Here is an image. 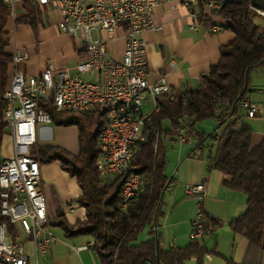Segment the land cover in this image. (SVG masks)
Here are the masks:
<instances>
[{
    "label": "trees",
    "instance_id": "1",
    "mask_svg": "<svg viewBox=\"0 0 264 264\" xmlns=\"http://www.w3.org/2000/svg\"><path fill=\"white\" fill-rule=\"evenodd\" d=\"M19 8L23 11L16 23L30 24L37 34L39 26L45 23L40 10L28 1ZM256 8L264 9V0H229L217 10L222 30L234 32L235 39L221 46L219 61L201 76L197 88L176 91L174 99L160 98V111L146 124L150 136L137 142L131 163L132 169L143 175L144 184L139 195L125 208L121 195L124 178H106L99 171L101 149L98 140L107 121L105 109L97 106L88 112L59 111L51 96L41 102L56 124L79 127L77 154L59 145H40L35 157L40 164L59 161L64 171L77 178L82 193L76 201L86 208V217L75 226L65 220L58 224L68 234L91 236L92 247L101 264H183L192 258H197L201 264L204 256L210 253L199 240H192L184 247L161 250L160 232L155 227L164 189L174 180L166 174L167 146L162 134L177 139L182 129L178 118L184 115L187 136L197 141L193 152L208 147L210 166L229 176L226 181L229 188L247 196V208L230 221L231 229L247 238L251 246L264 251V137L254 144L253 128L241 123L245 114L241 103L253 90L250 73L264 66V17ZM9 16L10 8L0 0V141L7 129L4 93L13 56L7 49ZM212 23L208 20L207 26L211 27ZM84 56L85 51L81 58ZM165 118L170 119L172 126L163 132L160 124ZM206 119L218 121L211 133L196 128L197 122ZM156 128L160 130L157 147ZM209 140L211 143L207 145ZM1 163L0 160V167ZM6 220L0 213V224ZM204 223L212 231L221 224L205 215ZM146 229L150 230V237L140 241L139 236ZM12 230L17 233V227L12 226ZM228 264L235 263L230 260Z\"/></svg>",
    "mask_w": 264,
    "mask_h": 264
},
{
    "label": "built area",
    "instance_id": "2",
    "mask_svg": "<svg viewBox=\"0 0 264 264\" xmlns=\"http://www.w3.org/2000/svg\"><path fill=\"white\" fill-rule=\"evenodd\" d=\"M27 1L37 6L43 19L57 23L61 31L81 40L85 56L74 69L56 68L52 59H47V67L40 74L27 75L21 65L30 58L28 49L16 47L12 51L4 119L12 133L13 152L1 163L4 183L0 213L7 220L0 224V264H31L22 233L33 246L35 264L57 240L42 188L41 164L32 152L38 125L53 122L41 106L42 101L51 96L59 111L88 112L97 106L105 109L107 121L98 140L99 171L124 178L121 195L125 208L141 191V173L133 170L131 163L136 144L142 140L143 121L152 119L161 107L160 98L176 96L164 76L157 82L150 79L144 34L162 30L155 15L159 0H9L11 17H16L20 5ZM168 1H181L191 9L195 20L192 28L211 20L214 32L222 30L215 21L217 10L229 0ZM199 6L205 12L194 11ZM256 11L264 17V9ZM118 29L124 31L125 40L121 59L109 54L101 37ZM83 73H95L97 78L85 79ZM147 101L151 109L145 112ZM241 108L248 117H255L261 110L248 98L242 101ZM178 122L182 125L180 141H188L186 118H178ZM159 137L160 130L156 128L157 144ZM187 190L197 198L192 240L203 241L212 232L204 223L206 184L190 185ZM12 226L17 227V233Z\"/></svg>",
    "mask_w": 264,
    "mask_h": 264
},
{
    "label": "crops",
    "instance_id": "3",
    "mask_svg": "<svg viewBox=\"0 0 264 264\" xmlns=\"http://www.w3.org/2000/svg\"><path fill=\"white\" fill-rule=\"evenodd\" d=\"M23 10H17L16 17H8L6 25V38L9 40L7 49L13 51L16 47L26 48L29 51V60L21 65L27 75L40 74L46 67V60L52 59L56 68L74 69L81 58L82 48H75L72 44L64 45L62 41L72 39L67 33H62L60 27L44 19V26H39L35 34L32 26L27 23L17 24L16 19ZM196 12H205L203 6L195 7ZM156 22L162 26L161 31H147L144 34L147 45L150 79L153 82L164 76L173 92L187 91L197 88L200 78L220 59V48L235 39L234 32L220 30L214 32L212 27L205 23H195L191 16V9L181 1L159 0L155 9ZM221 25L222 21L215 19ZM213 22V21H212ZM22 25L26 28H22ZM19 31V33H18ZM32 32L34 35H32ZM124 31L118 29L113 33H103L101 37L106 41L107 51L116 59L123 57L125 40ZM96 36V35H95ZM68 48L67 58L59 56V50ZM71 49V50H70ZM69 57H75L70 62ZM85 79H95V73H83ZM252 87V84H251ZM264 94L263 89H258ZM253 91V90H252ZM247 98L252 101L251 93ZM253 102V101H252ZM261 106V105H260ZM151 109V103H145V112ZM263 115V109L257 116ZM249 117V118H255ZM217 125L218 121L215 120ZM245 122L242 118L241 123ZM169 123V124H165ZM246 123V122H245ZM171 121L165 118L160 127L164 132L171 128ZM162 132V133H163ZM79 127L77 125H61L52 122L37 127L36 143L32 152L37 155L40 145H59L70 152L77 154L80 149ZM172 145L180 144L178 148L176 171L166 174L174 178L173 182L164 189V198L160 212L155 219V227L160 232V249L170 250L187 246L192 242L193 219L196 215V196L188 193V186L201 182L206 184L203 201L204 215L220 221V226L203 239V244L211 250L206 254L201 264H264V251L250 245L247 238L236 234L230 227V221L247 208V196L244 192L231 189L226 181L229 176L210 166L208 154L187 148L186 143L191 140L180 141L164 136ZM264 133L257 134L253 143L258 144ZM165 141V140H164ZM12 133L6 129L0 144V160L10 157L13 152ZM166 144V142H165ZM42 188L44 190L48 215L57 240L46 253L39 257V264H101L97 252L92 247L93 239L86 234H68L58 224L65 220L71 226L86 217V208L81 206L76 199L81 195L82 189L77 178L72 177L63 170L59 161L41 163ZM112 178L114 175H103ZM62 215V216H61ZM150 237V230L146 229ZM147 238V237H145ZM22 239L30 254L31 264H35L36 257L31 242L22 233ZM183 264H200L197 258H192Z\"/></svg>",
    "mask_w": 264,
    "mask_h": 264
},
{
    "label": "rangeland",
    "instance_id": "4",
    "mask_svg": "<svg viewBox=\"0 0 264 264\" xmlns=\"http://www.w3.org/2000/svg\"><path fill=\"white\" fill-rule=\"evenodd\" d=\"M260 22H262V20H259ZM56 24L57 23H53ZM25 28L24 25H22L23 29ZM26 29V28H25ZM19 33V31H18ZM62 33H64L62 31ZM32 35L33 32H32ZM64 43V45H68V44H72L75 48H82L83 46V42L81 40H76L74 38H70L68 40L62 41ZM71 50V49H70ZM59 56H61L62 58H67V56L69 55V50L68 48H65V46H62V48L59 50ZM68 59H70V62H74L75 61V57H69ZM250 84H252V88L253 91L251 93V98L252 101L261 105V108L263 109V115L262 116H257L255 118H249L248 116H246V114H243V119L245 120V122L247 124H249L253 130H254V136L257 134H262L264 133V94H261L259 92L258 89H263L264 90V66H259L257 68H254L251 73H250ZM165 124H169V123H165ZM217 126V123L215 121V119H206V120H202L197 122L196 128L198 130L204 131L206 133H211ZM166 142V146H167V154H166V170L167 172L169 171V173L173 170V172L176 171L177 165L178 163H176L177 161V154H178V148L181 146L180 144L177 145H172V142L169 139H164ZM191 143H186L185 146L188 148H193L194 145H196L197 141L196 139L192 138L190 139ZM2 141V140H1ZM0 141V144H1ZM210 140L207 142V145H210ZM12 146H13V142H12ZM197 151H202V150H196ZM205 152V154L207 155L209 152L208 147L205 148V150H203ZM171 175V173H170ZM149 236V234L147 233V230L143 231L140 236H139V240H144L147 239ZM147 237V238H145Z\"/></svg>",
    "mask_w": 264,
    "mask_h": 264
},
{
    "label": "bare ground",
    "instance_id": "5",
    "mask_svg": "<svg viewBox=\"0 0 264 264\" xmlns=\"http://www.w3.org/2000/svg\"><path fill=\"white\" fill-rule=\"evenodd\" d=\"M5 2H6V4L8 5V7L10 8V16H12V8H11V6H9V0H4ZM6 99V98H5ZM160 109H161V107H159V109L156 111V112H158V111H160ZM179 118H186V116L184 115V116H181V117H179ZM151 119H144V121H143V126H142V140L141 141H143V140H145V139H147L148 138V136H150L149 135V133L151 132L149 129H147V122H149ZM153 131H155V130H153ZM152 131V132H153ZM154 133V132H153ZM152 133V134H153ZM155 146L157 147V139H156V132H155ZM102 137V132H101V134H100V137H99V139ZM153 138V137H152ZM154 140V139H153ZM3 183H4V176H2V168L0 167V187H1V192H2V189H3ZM143 184H144V177H143V175L141 174V188H142V186H143ZM139 195V193H136V194H134V199L137 197ZM133 199H130V202L132 201Z\"/></svg>",
    "mask_w": 264,
    "mask_h": 264
}]
</instances>
